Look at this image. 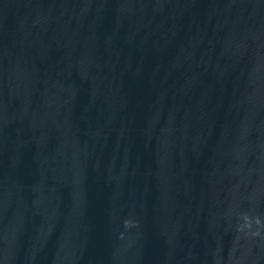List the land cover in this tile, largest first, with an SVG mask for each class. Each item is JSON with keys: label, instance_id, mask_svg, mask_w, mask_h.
I'll return each instance as SVG.
<instances>
[{"label": "water", "instance_id": "1", "mask_svg": "<svg viewBox=\"0 0 264 264\" xmlns=\"http://www.w3.org/2000/svg\"><path fill=\"white\" fill-rule=\"evenodd\" d=\"M0 264H264V0H0Z\"/></svg>", "mask_w": 264, "mask_h": 264}]
</instances>
